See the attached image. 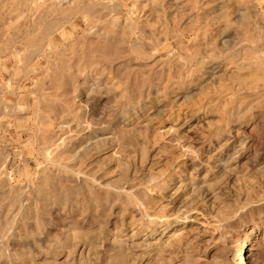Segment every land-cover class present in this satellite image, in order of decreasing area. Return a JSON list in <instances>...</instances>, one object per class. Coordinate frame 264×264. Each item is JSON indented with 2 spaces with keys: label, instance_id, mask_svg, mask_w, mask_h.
<instances>
[{
  "label": "rangeland",
  "instance_id": "rangeland-1",
  "mask_svg": "<svg viewBox=\"0 0 264 264\" xmlns=\"http://www.w3.org/2000/svg\"><path fill=\"white\" fill-rule=\"evenodd\" d=\"M244 238L264 264V0H0V264Z\"/></svg>",
  "mask_w": 264,
  "mask_h": 264
},
{
  "label": "bare ground",
  "instance_id": "bare-ground-1",
  "mask_svg": "<svg viewBox=\"0 0 264 264\" xmlns=\"http://www.w3.org/2000/svg\"><path fill=\"white\" fill-rule=\"evenodd\" d=\"M41 24V23H40ZM38 24V22L35 24V25H40ZM35 25H31V28L32 27H35ZM42 26V25H40ZM107 138V137H105ZM95 139V138H94ZM248 243H249V240L247 238H244L240 243L239 245L237 246V249L235 250L236 251V259H237V263L236 264H249L248 263V260H247V257H246V250H247V247H248ZM23 260V259H22ZM21 260V261H22ZM186 260V259H185ZM189 261V260H187ZM187 261L183 262V263H187ZM192 261V260H191ZM17 262V261H16ZM27 262V260H26ZM25 263V262H24ZM19 264H22L21 262ZM26 264V263H25ZM213 264H217V263H213Z\"/></svg>",
  "mask_w": 264,
  "mask_h": 264
}]
</instances>
